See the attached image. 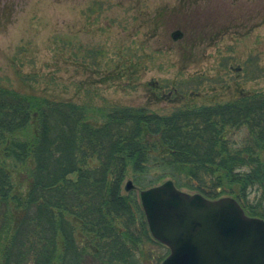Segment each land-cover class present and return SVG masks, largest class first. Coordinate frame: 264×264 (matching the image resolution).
<instances>
[{
    "label": "trees",
    "instance_id": "trees-1",
    "mask_svg": "<svg viewBox=\"0 0 264 264\" xmlns=\"http://www.w3.org/2000/svg\"><path fill=\"white\" fill-rule=\"evenodd\" d=\"M149 88L162 96L164 86ZM169 92L177 105L161 113L0 85V264H158L166 252L147 256L146 246L164 244L140 203L121 192L129 166L137 185L158 167L146 187L171 179L208 198L233 196L264 219V90L210 105L183 103L174 86ZM17 168L25 196L11 182Z\"/></svg>",
    "mask_w": 264,
    "mask_h": 264
},
{
    "label": "rangeland",
    "instance_id": "rangeland-1",
    "mask_svg": "<svg viewBox=\"0 0 264 264\" xmlns=\"http://www.w3.org/2000/svg\"><path fill=\"white\" fill-rule=\"evenodd\" d=\"M29 84L93 108L147 104L161 113L177 105L172 86L187 105L264 90V0H0V85ZM149 84L164 86L160 98ZM18 171L11 182L25 196ZM161 173L151 168L137 185L129 166L121 192L140 203L139 191ZM164 246L150 241L147 256H166Z\"/></svg>",
    "mask_w": 264,
    "mask_h": 264
},
{
    "label": "water",
    "instance_id": "water-1",
    "mask_svg": "<svg viewBox=\"0 0 264 264\" xmlns=\"http://www.w3.org/2000/svg\"><path fill=\"white\" fill-rule=\"evenodd\" d=\"M139 200L150 234L169 249L160 264H264V219L235 197L190 194L166 179Z\"/></svg>",
    "mask_w": 264,
    "mask_h": 264
}]
</instances>
